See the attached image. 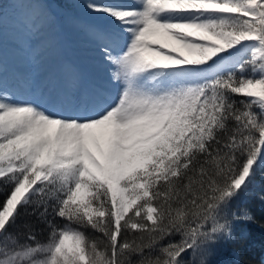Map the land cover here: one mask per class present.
I'll return each instance as SVG.
<instances>
[{"label":"snow or ice","instance_id":"6c2138e0","mask_svg":"<svg viewBox=\"0 0 264 264\" xmlns=\"http://www.w3.org/2000/svg\"><path fill=\"white\" fill-rule=\"evenodd\" d=\"M84 7L106 79L0 75V264H208L255 222L264 0Z\"/></svg>","mask_w":264,"mask_h":264},{"label":"rangeland","instance_id":"374dc122","mask_svg":"<svg viewBox=\"0 0 264 264\" xmlns=\"http://www.w3.org/2000/svg\"><path fill=\"white\" fill-rule=\"evenodd\" d=\"M3 2L5 15L0 22V45L4 52L0 50V55L11 61V64L10 67L3 66L0 75L7 87L9 84L6 83H9V80L16 79L12 80L13 84L19 79L17 73L22 69V63L19 62L20 55L28 53L29 47L36 45L42 48L40 52H48L46 58L50 68L58 64L66 46L77 50L74 52V58L66 61L69 65H66L63 71L67 68L70 69L69 72L76 73L83 70L86 74L90 73L84 50L79 49L82 44L79 40L86 39L87 36L81 24L90 20L89 14L83 8L88 0L85 2L84 0H3ZM120 2L131 3L132 0H120ZM22 29L25 30L22 32ZM21 32L24 42L14 38V34ZM48 70L49 68L35 70L26 73L25 77L37 82V79ZM62 79L66 78L62 77Z\"/></svg>","mask_w":264,"mask_h":264},{"label":"trees","instance_id":"16d2710c","mask_svg":"<svg viewBox=\"0 0 264 264\" xmlns=\"http://www.w3.org/2000/svg\"><path fill=\"white\" fill-rule=\"evenodd\" d=\"M239 203L249 208L255 222L235 224L236 241L216 246L214 254L208 258V264H263L264 227L261 225L264 224V178L258 174L255 182L242 193ZM28 219L34 220L31 217ZM47 234L45 226L37 222V239L43 241ZM237 251L238 256L235 255Z\"/></svg>","mask_w":264,"mask_h":264},{"label":"bare ground","instance_id":"6f19581e","mask_svg":"<svg viewBox=\"0 0 264 264\" xmlns=\"http://www.w3.org/2000/svg\"><path fill=\"white\" fill-rule=\"evenodd\" d=\"M84 2H85V0H84ZM83 8H84V10L87 11V9L85 7H83ZM89 16H90V20H92L93 17L90 14H89ZM22 26L23 25H21V27ZM24 30L22 29V32ZM22 32H21V34L20 33L14 34V38H17L19 41H23ZM34 36H36V35H34ZM79 43H82L81 48H79V49L84 50L83 52L85 53L86 61H87L88 67L90 68L89 69L90 73L86 74L83 70H81V72H76V73L79 75L80 80L84 85H92V84L100 83L101 81L106 79V72H105L104 67L97 62L93 42L89 39V37L87 35L86 39L79 40ZM82 46H84L85 48H82ZM29 48L30 49H29L28 53H22V55H20L21 61L19 60V62L22 63V69L20 71H18V73H17V76L19 77V79L20 78H26L25 77L26 73L34 72L35 70H41L44 68H49V70L47 72H45L43 75H41L42 77H39L37 79L38 80L37 82H42L45 84H47L49 82L57 83V82H61L64 80V79H62V77H65L66 79L68 78V72L70 69L66 68L65 71H63V69L66 65H69V64H67L66 61L69 58H74V56H73L74 52H77V50H72L66 46L64 48L65 50L62 51L61 58H60L58 64L54 67L55 68L54 69V68L48 67L49 62L47 60L48 58H46V55L48 53L47 51L40 52V50H42V48H39V46H37V45L29 47ZM0 50L2 51V53L4 52L1 49V45H0ZM0 61H2V65L4 67L5 66L10 67L11 61H9L8 59H4L3 55H0ZM12 69H14V67ZM14 70H16V69H14ZM64 72H66V73L64 74ZM19 79H17V81L12 84L11 83L12 80H16L13 78V79L9 80V83H6V84L7 85L9 84L8 85L9 87L11 85L10 88H13V87H15V85L17 84ZM113 93H114V90H113Z\"/></svg>","mask_w":264,"mask_h":264}]
</instances>
